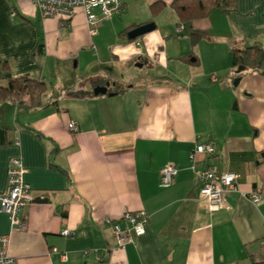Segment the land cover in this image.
<instances>
[{
	"label": "crops",
	"instance_id": "1",
	"mask_svg": "<svg viewBox=\"0 0 264 264\" xmlns=\"http://www.w3.org/2000/svg\"><path fill=\"white\" fill-rule=\"evenodd\" d=\"M172 1L119 0L121 12L90 33L79 8L68 20L42 18L28 0H0V63L46 85L39 107L0 104V194L17 159L34 197L18 213L24 231L0 207L15 264H264V77L230 69L231 51L264 48V0L187 23ZM148 23L138 47L120 36ZM138 64L148 75L115 89L100 70ZM70 68L79 74L62 82ZM99 87L106 94L93 96ZM79 90L91 95L64 94ZM205 144L214 155L190 161ZM167 165L177 174L162 186ZM209 167L237 176L229 209L214 214L196 201L195 173ZM136 212L144 234L120 249L105 221L123 229L122 216Z\"/></svg>",
	"mask_w": 264,
	"mask_h": 264
},
{
	"label": "built area",
	"instance_id": "2",
	"mask_svg": "<svg viewBox=\"0 0 264 264\" xmlns=\"http://www.w3.org/2000/svg\"><path fill=\"white\" fill-rule=\"evenodd\" d=\"M31 5L37 10L42 18H60L68 20L74 14V11L79 8L84 14L86 23L90 27H95L98 23L109 19L112 16L118 15L121 10L119 0H28ZM11 17L13 16L10 15ZM183 27L179 25L176 29L180 33ZM94 32V28L90 33ZM136 47L139 43H135ZM71 133L75 132L73 124L67 126ZM215 153V148L211 144L197 145L189 153V160L193 161L196 155L204 157H212ZM23 170L19 160L12 159L9 163L5 187L0 194L1 211L8 217L10 225L16 226L20 231L26 229L25 224L19 219L18 213L21 208L31 203L34 197L30 188L22 182ZM177 174V170L170 165L163 167L159 172L160 184L169 186ZM195 178L198 184V194L196 201L204 208L208 214H214L220 210H228V205L225 202V197L229 193L237 192L236 179L237 176L233 173H218L214 168L209 167L203 171L195 173ZM260 193L254 191L250 193L247 200L252 204L260 200ZM125 224L124 228L119 227V222L105 221V224L110 225L112 236L115 244L123 249L126 244L133 241L144 234L147 217L143 212L124 214L120 220ZM66 237L69 235L67 231L61 233ZM8 240L0 237V264H15L12 257L7 252Z\"/></svg>",
	"mask_w": 264,
	"mask_h": 264
},
{
	"label": "trees",
	"instance_id": "3",
	"mask_svg": "<svg viewBox=\"0 0 264 264\" xmlns=\"http://www.w3.org/2000/svg\"><path fill=\"white\" fill-rule=\"evenodd\" d=\"M236 0H173L171 3L172 10L178 16L181 23H187L191 20L205 17L210 12H218L222 15H229L234 12ZM184 27L183 24H181ZM127 31L120 34L128 42H138V38L128 40ZM198 35H192V43L199 40ZM241 67L243 71L254 72L264 77V48L258 44L245 47L240 50L231 51L230 69L235 70ZM238 73L235 76L238 77ZM0 104L11 102L15 104H24L29 108L41 106V98L46 92V85L39 80H32L27 76L11 77L6 65L0 63ZM65 96L74 99H82L90 96L91 92L84 91H66Z\"/></svg>",
	"mask_w": 264,
	"mask_h": 264
},
{
	"label": "rangeland",
	"instance_id": "4",
	"mask_svg": "<svg viewBox=\"0 0 264 264\" xmlns=\"http://www.w3.org/2000/svg\"><path fill=\"white\" fill-rule=\"evenodd\" d=\"M140 66V67H139ZM70 67L73 68V61L70 62ZM107 68H111L106 66ZM70 68L69 71H67V73H65L63 76H58L59 78H61V81H68V80H74L75 76H77V74H79V70L78 69H72ZM100 70L102 71V74L107 76V82H108V87L115 89L116 86L122 85V82L128 80V79H138L141 77H146L148 75V66H143L141 67L140 64H138L136 67H131L127 69L124 68H112L111 71H107V73L104 72L105 68H100ZM129 83V82H127ZM93 83H90L91 86ZM129 85V84H128ZM53 90V89H52ZM7 174V173H6Z\"/></svg>",
	"mask_w": 264,
	"mask_h": 264
},
{
	"label": "water",
	"instance_id": "5",
	"mask_svg": "<svg viewBox=\"0 0 264 264\" xmlns=\"http://www.w3.org/2000/svg\"><path fill=\"white\" fill-rule=\"evenodd\" d=\"M154 30V24L153 23H148V24H144L141 25L139 27H136L135 29L129 31L126 35V38L128 40H134L137 38H140L148 33H150L151 31ZM244 69L241 67H238L235 71V74H238L240 72H242ZM238 79L235 80V82H237ZM107 89L105 87H99V88H95L92 91L93 96H98V95H105L106 94Z\"/></svg>",
	"mask_w": 264,
	"mask_h": 264
}]
</instances>
